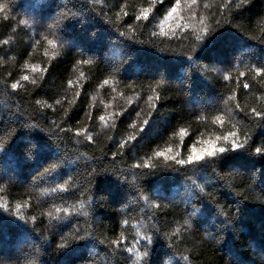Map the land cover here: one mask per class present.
Returning <instances> with one entry per match:
<instances>
[{
  "label": "trees",
  "instance_id": "16d2710c",
  "mask_svg": "<svg viewBox=\"0 0 264 264\" xmlns=\"http://www.w3.org/2000/svg\"><path fill=\"white\" fill-rule=\"evenodd\" d=\"M238 2L0 0V264H264V0Z\"/></svg>",
  "mask_w": 264,
  "mask_h": 264
},
{
  "label": "snow or ice",
  "instance_id": "6c2138e0",
  "mask_svg": "<svg viewBox=\"0 0 264 264\" xmlns=\"http://www.w3.org/2000/svg\"><path fill=\"white\" fill-rule=\"evenodd\" d=\"M90 2H91V0H90ZM161 3H163V0H161ZM245 3H247V0H239V2L235 4V7H237V8L242 7L243 4H245ZM180 5H181V0H175V3L172 5V7H171V9H170V11L168 13V16H171L173 13H176L177 8H179ZM195 5H197V0H189V3L187 5L189 7V9L192 10V17L193 18H195V16H196V12L193 9V6H195ZM204 6H205V8L210 7V5H208V4H205ZM231 6H232L231 5V0H223L222 4L217 5V7H222V8H225V9H227V8H229ZM6 8H7V5H0V11H3ZM125 15H127V13H125ZM146 16H147V13H145V17ZM7 18H8L7 15H5V19H7ZM137 19H140V17H137ZM20 23L24 24V23H26V21H21ZM199 23L203 24V20L201 19L199 21ZM182 27H184V26H182ZM208 30L209 29L207 28L206 25H204V27L200 29L201 32H206ZM152 35L155 36V35H157V33L153 32ZM202 38H203L202 35L198 34L196 36L197 40H200ZM2 43L6 44V43H8V41H3ZM48 43L52 44L53 46H55V43L52 40H49ZM54 55H55V53H54ZM84 63H89L90 64V63H92V61L87 60V61H84ZM250 71H254L257 76H264V66L254 67V68L250 69ZM240 76H244V73L241 72ZM228 78H229L228 76L224 77L225 80H227ZM22 79L27 81L29 79V77L28 76H24V77H22ZM31 82L33 84L36 83L35 79H33ZM0 83H3L5 87H10L12 90H17L19 87H21L19 82H13V83L10 84V86L7 84L6 81L0 82ZM104 83L107 84L108 81L105 80ZM69 84H71V81H69ZM243 86H244V88H248L249 87V85L247 83H245ZM153 91H155V90L153 89ZM159 99H160L159 95L149 96L148 97L149 101L159 100ZM36 103L40 104L41 102L40 101H36ZM57 103H60V101H57ZM226 103H227V101H226ZM149 107H150V109L151 108H155L156 105L154 103H152V104L149 105ZM236 107L239 108V105L237 104ZM147 115L150 117L152 115V112L149 111L147 113ZM251 115L254 118H259L260 120L264 121V110H257L256 108H252L251 109ZM137 116H140L139 112L137 113ZM101 119H103V117H101ZM149 122H150L149 119H144L142 124H141V126H140V128H139V131L143 132L144 131V126L148 125ZM133 127H136L135 123L133 124ZM60 130L61 131H65V129H63V128H61ZM181 131H183V130H181ZM77 134H79V131L77 132ZM231 135H232V140L230 142V147L229 148H226V147H223V146H218L214 142L208 141V142H206V147H203L199 151H195L194 150L192 152V154L188 155V157L186 159H184V158L176 159L175 157H172L171 159L174 160L175 164L180 165V166L199 165V163L202 160H205L206 157H209V158L210 157H215L218 154H223V153H225L227 151L235 152L237 150H243L245 148L246 141L244 143H241L236 138V134L235 133H231ZM86 139L89 142H92V140H93V138H92V136L90 134L86 136ZM135 139H136L135 135H132V136L128 137V140H135ZM224 139L227 140L228 137H224ZM126 142L127 141H120L119 142V147L123 148L125 146ZM255 153L258 154V155H264V147H256L255 148ZM115 155L116 154L113 153V157H115ZM156 155L160 156V155H163V153H159L158 152V153H156ZM142 166L145 167V168H155V165H150L148 163H144ZM135 167L140 168L141 165L137 164V165H135ZM45 171L47 172L49 170L46 169ZM69 179H71V178H69ZM67 183H68V181L66 180L64 182V184H67ZM193 183L195 185V182H193ZM64 184H58L55 188H52L51 191L55 193L58 190H65L64 189ZM200 191L203 192L204 189L200 188ZM81 207H83V205H81ZM155 207L159 208L160 205L157 204V205H155ZM55 211L56 212H60L61 209L60 208H56ZM64 211L67 212L68 210L64 209ZM48 215H49V217H51L52 213L50 212V213H48ZM85 215H87V213H85ZM21 218H23V217H21ZM33 219H35V218L33 217ZM124 223L127 224V221H124ZM71 238H72L73 241L83 239V237H81L79 235V229L76 230V232L72 235ZM141 239L147 241V243L143 245L146 249H147L148 245H151L153 243L152 238L147 236V235H145ZM60 240H61V243L58 246L61 247V248L65 247L67 245V242H68L67 237L62 235L60 237ZM136 243L139 244L140 240H137ZM110 244L112 246H114V250L115 251H119L121 253H128V254H131V255H137L138 258L140 256L146 257L149 254L148 251H144L143 253L138 254L137 250L134 247H130V246L125 247L124 246V244H125V236H124L123 232L120 233L119 238L111 240ZM131 255H129V257H128L129 259H131Z\"/></svg>",
  "mask_w": 264,
  "mask_h": 264
}]
</instances>
